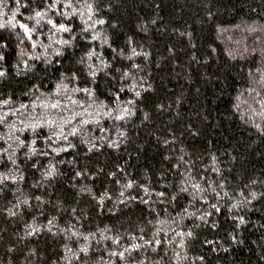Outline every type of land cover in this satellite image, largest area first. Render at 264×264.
<instances>
[{"label": "trees", "instance_id": "1", "mask_svg": "<svg viewBox=\"0 0 264 264\" xmlns=\"http://www.w3.org/2000/svg\"><path fill=\"white\" fill-rule=\"evenodd\" d=\"M0 264H264V0H0Z\"/></svg>", "mask_w": 264, "mask_h": 264}]
</instances>
